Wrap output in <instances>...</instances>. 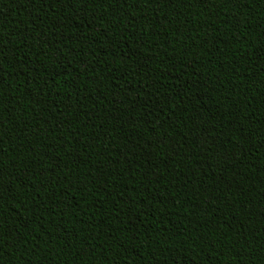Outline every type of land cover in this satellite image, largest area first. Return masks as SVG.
<instances>
[{
    "label": "trees",
    "instance_id": "obj_1",
    "mask_svg": "<svg viewBox=\"0 0 264 264\" xmlns=\"http://www.w3.org/2000/svg\"><path fill=\"white\" fill-rule=\"evenodd\" d=\"M264 0H0V264H264Z\"/></svg>",
    "mask_w": 264,
    "mask_h": 264
},
{
    "label": "snow or ice",
    "instance_id": "obj_2",
    "mask_svg": "<svg viewBox=\"0 0 264 264\" xmlns=\"http://www.w3.org/2000/svg\"><path fill=\"white\" fill-rule=\"evenodd\" d=\"M261 55H264V49H262V51H261Z\"/></svg>",
    "mask_w": 264,
    "mask_h": 264
}]
</instances>
